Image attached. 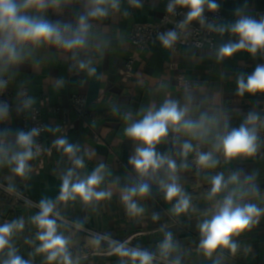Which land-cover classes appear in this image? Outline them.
Listing matches in <instances>:
<instances>
[{
  "label": "crops",
  "instance_id": "crops-1",
  "mask_svg": "<svg viewBox=\"0 0 264 264\" xmlns=\"http://www.w3.org/2000/svg\"><path fill=\"white\" fill-rule=\"evenodd\" d=\"M173 0H119L118 7L110 4L104 7L108 15L100 19H90L87 46L75 56L54 46L23 49L25 59L0 73L14 93L12 108L6 118L0 121V145L7 150V156L0 155V181L13 189H22L39 206L47 202L53 206L51 215L57 224V233L67 241V255L71 264H139L122 251L108 255L95 256L76 261L80 250L87 247L108 248L109 244L97 239L101 234L116 242L127 239L131 245L148 252L152 264H264V213L255 219L248 228L231 237L236 245L230 248H217L211 255L200 247L199 225L215 214L224 196L235 191L238 203H252L264 209V129L261 121V108L264 101L256 93H238L237 79L252 74L255 67L264 64V51L255 55L240 50L231 57L218 59L219 48L228 42H236L238 37L230 31L217 33L214 50H195L181 48L172 53L169 47L154 43L149 50L140 53L131 79H126L120 70L126 67L127 58L136 54L130 43L131 28L136 23L156 22ZM225 20L220 24L227 26L240 16H250L264 12V0H217ZM40 11L29 10L28 14L39 16L61 27L75 28L79 18L93 6V0H61L57 7L51 0ZM187 8V7H185ZM84 62L87 68H81ZM92 69L94 71H89ZM184 77L194 83L193 93H183L178 89V79ZM63 81V83H59ZM26 87L33 105L46 101L53 108L65 112L44 110L43 116L49 128L45 136L48 151L43 164L36 168L32 158L23 176L17 175L14 164L8 158L20 149L16 146V133L26 131L23 127V111L19 107V91ZM72 95L85 97L89 103L92 122L84 128L70 110L69 98ZM166 100H173L182 108H187L190 118L198 120L206 115L215 121L212 133L202 140L193 139L184 133L171 130L168 136L156 146V151L166 155L177 164L176 182L190 200L186 212L173 211L176 199H165L161 182L170 183L167 167L154 175L139 176L129 163L135 155L137 144L125 135V128L140 119L149 110H158ZM249 114L257 120L250 127L256 128L257 152L252 156L225 159L222 152H213L218 161L209 167L204 177V188L197 185L189 170L188 161L197 154L196 145L201 143L203 152L212 151L214 135L223 130L227 123L229 130L245 123ZM67 122L69 131L61 134V125ZM66 139L77 147L75 158L83 161L77 166L73 157L64 152L56 141ZM192 143L194 150L186 156L183 143ZM221 162L223 164H221ZM187 167H181V165ZM72 173V182L86 179L94 172L102 177L96 187L97 192L110 195L102 199L93 198L85 202L78 194L61 199L63 181ZM222 173L225 180L233 174L239 176L238 183H229L225 192L209 198L211 177ZM251 183L257 193H247ZM140 183L149 185V193L143 197H133L143 211L131 214L122 197L125 190ZM243 194V195H242ZM7 199L0 195V225L19 222L13 230L9 243L0 249V264L14 253L27 261V264H64L63 256L49 261L47 253L39 252L41 229L34 223L40 210L18 207L10 210ZM155 217V219L153 218ZM171 234L172 248L163 249L167 234Z\"/></svg>",
  "mask_w": 264,
  "mask_h": 264
},
{
  "label": "clouds",
  "instance_id": "clouds-1",
  "mask_svg": "<svg viewBox=\"0 0 264 264\" xmlns=\"http://www.w3.org/2000/svg\"><path fill=\"white\" fill-rule=\"evenodd\" d=\"M119 0H93V6L85 15L79 18L78 25L73 28L70 25L61 27L58 23H51L39 16L29 15L31 9L43 10L46 0H0V73L6 71L8 67L21 63L24 59L23 49L27 47L39 48L42 46H54L72 55L78 54L88 44V33L90 29V19H100L108 15L105 4L111 7H118ZM132 3L139 5V0H132ZM175 5L187 7L189 9L186 21H199L205 23L203 13L205 7L211 12L218 11L220 5L217 0H173L168 6V11H173ZM212 28V25H209ZM216 31L221 33L230 31L238 37L236 42L223 44L217 53L218 59L231 57L240 50H246L252 55L258 51H264V18L259 20L250 16H240L234 23L221 26ZM166 47H171L177 39V33L170 31L160 37ZM81 68H87L84 62L80 63ZM89 71H94L89 69ZM59 83H63L60 81ZM7 81L0 78V92L6 87ZM238 93H264V64L257 65L252 74L246 78L241 74L237 79ZM25 107H30L33 101L29 98L24 102ZM10 112L7 102L0 101V121L5 120ZM257 117L249 114L245 123L238 128L229 130L227 123L223 130H217L214 135L212 151L198 152L197 163L203 168L215 167L218 161L214 158L213 152H222L227 160L241 156H252L257 152V135L254 125ZM215 121H211L206 115H201L198 120L190 118L188 109L182 108L176 101L166 100L158 110L149 109L142 119L129 124L125 128V135L137 144L135 155L129 158V163L141 177L154 175L163 167H167L170 173V183L161 182V187L168 201L176 199L173 211L177 214L186 212L190 207V200L185 195L176 182L175 175L177 164L166 155L156 151V146L167 136L169 131L184 133L193 139L202 140L209 136ZM4 133L0 131V135ZM39 135V129L32 128L30 131H18L16 133V146L20 149L15 151L8 162L14 164L13 171L17 175L23 176L28 167L27 162L33 158L34 137ZM65 153L73 157V162L77 166H83V161L75 158L77 147L70 144L66 139L60 138L56 141ZM194 150L192 143H183V153L186 156ZM0 155L7 156V150L0 145ZM187 167V165H181ZM72 173L65 177L61 199H68L72 194H78L85 202L93 198L99 200L110 195L106 192H97L95 189L101 183L102 177L98 172H94L86 179L72 182ZM252 177L246 178L249 187L243 194H256L257 189L251 183ZM239 176L233 174L228 180L222 173L211 177V189L209 198L225 192L229 183H238ZM149 185L140 183L136 187L128 188L122 199L126 203L128 211L133 215L140 214L143 209L138 207L133 197L145 196L149 193ZM242 194V195H243ZM236 192H230L224 196L216 212L210 219H206L199 225L201 233L200 247L206 254L211 255L217 248H230L235 251L236 245L231 237L238 235L248 228L255 219L264 213V209L258 208L252 203H238L234 196ZM53 213V206L47 202L42 203L40 213L34 217V223L41 231L38 239L41 241L39 252L47 253L49 261L57 260L63 256L64 264H71L67 255L68 241L57 233V224L50 216ZM155 219V217H153ZM19 222L0 225V249L6 247L14 229L19 227ZM163 249L172 248L171 234H167L162 245ZM123 255H130L132 259L138 260L139 264H152V256L145 251L122 250ZM10 258L5 264H27V261L14 253L9 254Z\"/></svg>",
  "mask_w": 264,
  "mask_h": 264
},
{
  "label": "built area",
  "instance_id": "built-area-1",
  "mask_svg": "<svg viewBox=\"0 0 264 264\" xmlns=\"http://www.w3.org/2000/svg\"><path fill=\"white\" fill-rule=\"evenodd\" d=\"M52 5L57 7L61 0H51ZM189 9L180 5H175L173 11H168L166 7L163 15L156 20V22L150 23H136L132 26L130 32V43L136 49L137 53L131 55L127 58L126 67L124 70H120L121 76L126 79H131L133 77V72L136 63L139 61L140 53L147 51L155 43H162L160 37L167 34L170 31H175L177 33V39L172 44L170 51L172 53L178 52L181 48L195 49V50H214L216 45V37L218 31L215 29L219 28L220 24L224 22L225 16L222 8H219L216 12H211L205 7L203 16L205 17V23L201 24L197 20L190 22L186 21L187 13ZM264 18V12L256 13V20ZM212 25V28L209 27ZM178 89L183 93H193L195 90L194 83L190 80L180 77L178 79ZM257 97L264 101V93L258 92ZM14 98V93L10 89L7 82L6 87L0 92V101L7 102L12 108V100ZM30 98L29 90L24 87L19 91V107L23 111V127L26 131H30L32 128L39 129V135L34 137L33 146V159L36 162V168L40 167L46 156H48V151L45 148V136L49 128L48 121H45L43 112L44 110L55 111V112H65L60 108H53L46 101H42L41 105H33L30 107L24 106V101ZM70 110L74 111L76 114V119L84 128H90V124L93 121L92 115L89 107V103L85 97L72 95L69 98ZM261 121L264 129V104L261 108ZM7 121L6 119L3 122ZM69 127L67 122L61 125V134H67ZM197 154L198 152H203V146L201 143L196 145ZM197 154L191 157L188 161V166L190 173L195 177L197 181V186L204 188V177L207 174L208 168H203L197 163ZM221 164H223L221 162ZM0 195H3L9 202V207L12 212H14L18 207L22 206L27 209H37L41 211V206L36 204L30 199V197L22 189H13L7 186L5 183L0 181ZM53 215V214H52ZM57 217L56 215H53ZM65 223L66 220L57 217ZM5 224V223H4ZM3 224V225H4ZM97 239L103 240L109 244L108 248L100 247H87L85 246L80 250L77 255L76 261H82L90 257L97 256H108L122 250L131 251H143L136 249L131 245L129 239L123 242H116L108 237L101 234L94 235ZM132 259V257H131Z\"/></svg>",
  "mask_w": 264,
  "mask_h": 264
}]
</instances>
